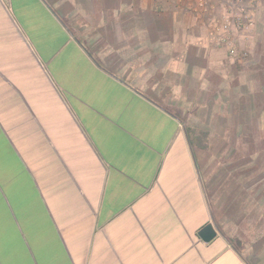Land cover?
Segmentation results:
<instances>
[{
	"label": "crops",
	"instance_id": "obj_1",
	"mask_svg": "<svg viewBox=\"0 0 264 264\" xmlns=\"http://www.w3.org/2000/svg\"><path fill=\"white\" fill-rule=\"evenodd\" d=\"M175 3L0 0V264H264V232L246 259L240 230L223 231L253 218V180L224 172L214 209L182 109L223 132L236 117L251 129L254 108L217 110L229 91L205 87V47Z\"/></svg>",
	"mask_w": 264,
	"mask_h": 264
},
{
	"label": "rangeland",
	"instance_id": "obj_2",
	"mask_svg": "<svg viewBox=\"0 0 264 264\" xmlns=\"http://www.w3.org/2000/svg\"><path fill=\"white\" fill-rule=\"evenodd\" d=\"M175 5L188 16L183 22L186 35L191 33L200 37V42L203 44L201 46L205 47H202V53L200 52L205 58L204 63L195 67L205 87L215 89V84L224 85L229 91V95L226 94L225 98L228 96L230 101L221 100L217 110L223 114L229 109L241 111L245 108L249 96L244 98L241 93L244 90L240 82L244 84L249 82L252 86L249 95L252 94L257 99L253 113L255 120H251V129H233L234 124L233 127L228 124L223 132L208 131L202 124H193V116H190V112L196 105L193 107L192 104L186 103L185 108H182L186 112L185 123L199 158L201 174L207 184L206 193L213 208L219 209L218 205L228 199L223 192H220L223 182L220 175L224 172L230 180H239L248 175L250 180L255 182L250 189L252 195L249 197L252 203L249 212L253 216L249 219L250 223H243L239 219L240 224L232 223L233 225L228 224L223 228L224 233L232 240L234 238L240 240L241 236L247 239L244 243L241 241V248L244 257L248 259L252 252V244L247 241L254 240L256 234L264 232V100H259L262 98L260 91L264 90V85L259 86L260 79L262 82L264 80V0H176ZM175 5L170 6L175 8ZM242 8L250 9L253 13L254 25L248 31L237 30L234 24L233 19ZM216 24L230 25L231 47L218 45L215 42ZM197 37L194 39L196 40ZM187 42L191 43L190 46H195L192 40L187 41L185 36L183 41L179 42V46L185 44L186 50L176 51L177 57L184 64L194 57L192 49H187ZM204 66L211 67V75L201 71ZM185 68L187 71L188 67ZM206 78L212 80L210 84L205 82ZM238 87V99L234 100L232 92ZM203 90L207 92V89ZM174 110L180 111L176 108ZM200 122L203 123L202 120ZM215 133L220 135L214 137ZM238 180L237 184H239ZM229 184L228 182V188ZM237 230H240L241 236H236ZM248 261L251 263L250 260Z\"/></svg>",
	"mask_w": 264,
	"mask_h": 264
},
{
	"label": "built area",
	"instance_id": "obj_3",
	"mask_svg": "<svg viewBox=\"0 0 264 264\" xmlns=\"http://www.w3.org/2000/svg\"><path fill=\"white\" fill-rule=\"evenodd\" d=\"M233 20L235 27L240 31H248L254 25L253 13L250 9H240ZM229 27V24H216L214 26V30L216 32L215 42L218 45L231 47L232 42L229 35Z\"/></svg>",
	"mask_w": 264,
	"mask_h": 264
},
{
	"label": "trees",
	"instance_id": "obj_4",
	"mask_svg": "<svg viewBox=\"0 0 264 264\" xmlns=\"http://www.w3.org/2000/svg\"><path fill=\"white\" fill-rule=\"evenodd\" d=\"M55 1H57V0H55ZM48 4H49V2H47ZM51 6V5H50ZM61 13V12H60ZM56 14L57 15H59V12H57L56 11ZM63 14V13H62ZM256 103H257V99L256 98H249V100H248V108H250L251 110L255 107V105H256ZM252 118V116L249 114V115H247L246 117H245V119H247V120H250ZM235 119V122H236V125H237V127H238V129H243V127L245 126V124L243 123L244 121L243 120H239V119H237V117L236 118H234ZM238 120V121H237ZM247 124H249V121H248V123H246V125ZM187 131V136H188V139H189V143H190V146H191V148L193 149V147H195L194 146V143L191 141V134H190V132H189V130H186ZM250 143H255V142H250ZM251 181V180H250ZM255 182L253 181V182H251V183H249L248 184V186L247 187H249L250 189L253 187V184H254ZM235 204V202L233 203V205ZM237 207L238 206H233V207H231V209H233L232 211H230L229 212V210H226L225 212L226 213H223L222 215H223V217L226 219V215H230L231 214V216H233V215H236L237 214V212H236V209H237ZM214 211L212 210L211 211V213H212V215H213V217L215 218L216 216L214 215V213H213ZM218 224V223H217ZM218 226L221 228V224L219 223L218 224ZM225 236V235H224Z\"/></svg>",
	"mask_w": 264,
	"mask_h": 264
},
{
	"label": "water",
	"instance_id": "obj_5",
	"mask_svg": "<svg viewBox=\"0 0 264 264\" xmlns=\"http://www.w3.org/2000/svg\"><path fill=\"white\" fill-rule=\"evenodd\" d=\"M218 236V232L213 224H208L198 232V237L204 242L209 243Z\"/></svg>",
	"mask_w": 264,
	"mask_h": 264
}]
</instances>
